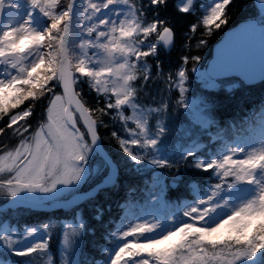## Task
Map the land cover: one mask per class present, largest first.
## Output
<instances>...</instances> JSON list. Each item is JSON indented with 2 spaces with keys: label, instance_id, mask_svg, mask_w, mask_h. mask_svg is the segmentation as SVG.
Here are the masks:
<instances>
[{
  "label": "trees",
  "instance_id": "16d2710c",
  "mask_svg": "<svg viewBox=\"0 0 264 264\" xmlns=\"http://www.w3.org/2000/svg\"><path fill=\"white\" fill-rule=\"evenodd\" d=\"M176 1L123 0L130 7L133 30L123 36L118 33L122 43L127 40L129 50L126 49L127 56L123 66L126 89H118L116 95L120 101L128 100L132 111L142 117L145 130L150 133L162 157L158 165H139L136 169L126 163V154L121 148L122 127L116 117L113 95L108 90L103 93L98 84L99 77L90 74L88 69L79 70L73 59L71 33L81 9L80 0L74 6L67 59L76 77V94L96 123L102 147L116 164V182L112 188L101 190L95 198L79 205L74 211L40 213L17 210L22 211V215L6 220L17 230H21L24 225L39 227L60 225L62 221L74 223L78 216L82 229L76 255L77 264H99L103 261L105 251L111 250L116 243L114 235L131 226L134 218L148 210L159 209L161 206L163 216L177 214L183 204L193 202L208 186L216 182L210 166L211 159L218 157L225 147L236 144L240 146L238 150H241L249 143L256 144L262 134L264 81L244 86L233 80L235 87L226 89L229 80H218L216 87H209L196 74L204 71L211 47L225 29L247 19H255L264 25L263 11L254 5L253 0H192L189 9L182 12L177 8ZM213 1L220 2V6L211 22L204 23V12ZM32 2L36 4L34 17H30V22L37 32L30 38H22L24 41L31 40L28 49L23 50V55L32 51L34 53L38 46L37 40H44L40 35L46 30L53 32L52 34L58 31L61 36L67 13L68 0ZM84 23L102 26L99 19L93 17H86ZM150 26L156 29L152 31ZM163 29H168L170 33L171 41L167 49L156 41ZM1 36L2 45L9 50L19 51L20 44L15 33H4ZM89 37L86 39L88 43L85 56L89 64H97V46L99 44L101 48L104 42L94 33ZM50 42L51 49H58L59 38L56 42ZM21 47L26 48V45L22 44ZM107 47L109 54V50L111 52L113 48L111 45ZM52 72L51 75L42 77L41 69L35 64L32 68L35 78L25 75V80L13 87H9L8 83L1 84L0 149L18 142L22 138L20 131L30 135L43 122L50 96L60 93L55 68ZM178 73L182 78L179 89L176 86ZM115 79L118 82L117 74ZM188 100H196L204 107V128L193 125L183 114L181 103ZM24 111L25 116L9 123L12 115ZM123 112L128 116L130 110L123 108ZM74 120L86 139L75 117ZM93 157L97 158L94 154ZM200 161L202 162L199 164ZM3 201L0 198V204ZM4 213H0V217ZM226 224H221L219 231L215 233H201L202 240L227 239L252 250L259 246L257 260L264 264V245H261V240L264 239L263 221L253 222L246 235L239 230L238 225L230 232L231 226ZM190 232L196 234L193 229ZM56 233L52 238L54 242H49L55 260L57 257L54 247L59 241L58 231ZM172 237L175 238L173 233ZM245 237L249 242L245 241ZM163 245L166 246L163 250L168 252L174 250L177 243L168 240ZM0 264L20 262L0 255Z\"/></svg>",
  "mask_w": 264,
  "mask_h": 264
},
{
  "label": "rangeland",
  "instance_id": "374dc122",
  "mask_svg": "<svg viewBox=\"0 0 264 264\" xmlns=\"http://www.w3.org/2000/svg\"><path fill=\"white\" fill-rule=\"evenodd\" d=\"M190 1L178 0L177 5L183 10ZM80 2L81 9L71 33L74 45L73 59L79 70L88 69L90 74L99 77L98 84L103 93L108 90L113 95L116 117L122 127L123 137L120 144L126 154V163L131 164L132 168L139 165H158L162 161L160 151L153 143L150 133L146 132L142 118L131 110L128 100L120 101L116 95L119 90L126 89L123 66L129 45L127 40H124V43L120 41L118 33L123 36L133 30L130 7L126 6L123 0ZM34 4L36 2L32 0H0L3 12L1 25L4 24L0 36L4 33H15L20 44L19 51L9 50L7 46L2 45V36L0 37V86L3 83H8L9 87L20 84L25 80V75L35 78L32 75L35 64L41 69L42 77L51 75L54 68L56 71L58 49H51L50 41L56 42L58 38L60 40L58 31L52 34L53 32L46 30L40 35L44 40H37L36 52L31 50L32 53L25 54L26 56L22 54L31 43L28 38L37 32L30 22V17H34ZM219 6L220 2L213 1L210 7L206 8L204 23L211 22ZM262 14L264 15V11ZM86 17L99 19L102 26H87L84 23ZM70 28L71 19L66 51ZM150 29L153 31L156 27L150 26ZM91 33L101 37L104 42L101 48L99 44L97 46V64H89L85 56L88 43L86 39ZM23 37H28V40H22ZM156 41L167 49L171 41L169 30L163 29ZM22 44H25L26 48H22ZM109 45L113 50H109L108 54ZM5 52L20 55L21 60L17 67H12L11 60L3 55ZM115 74L119 76L118 82L114 80ZM196 76L206 86H217L218 80L208 78L204 71L198 72ZM226 79L230 81L227 82L229 84L226 89L234 88L233 80L236 79ZM181 81L178 76L177 88ZM53 99L56 100L57 106L53 109H48V106L45 108L42 125L30 135L20 131L22 138L18 142L0 149V198L3 202L10 198L34 203L65 199L104 174L101 161L93 157L88 142L76 128L75 122L66 121L61 96L54 95L51 101ZM123 108L130 110L128 116L124 115ZM181 109L193 125L205 127L202 114L204 107L198 101H185L181 104ZM18 116L20 115L12 116L10 122ZM239 147L236 144L225 147L218 157L211 159L210 166L216 182L208 186L193 202L182 205L177 214L163 216L164 210L160 206L159 209L148 210L141 217L134 218L135 225L132 224L129 229L115 234L114 240L117 239L119 246L109 253L108 259L102 264H262L257 260L259 246L252 250L227 239L202 240L201 233L208 235L217 232L220 224H229L230 232L238 225L239 230L245 234L253 222L261 220L264 223V128L256 144L249 143L241 150H238ZM20 214L22 215V211L4 215L13 218ZM191 229L196 234L190 232ZM57 230L60 237L55 260L48 241L54 242L52 238L56 236ZM80 237L81 226L78 222L64 223L60 227L52 228H26L18 233L13 227L7 226L6 221L2 222L0 217V255L14 256L20 264H76ZM167 240L177 243L171 252L163 250L166 247L163 244H167ZM245 241L249 242L246 237ZM261 245H264V239L261 240ZM157 246L159 248H156ZM152 250L153 253L150 252ZM116 252L118 255L115 257Z\"/></svg>",
  "mask_w": 264,
  "mask_h": 264
},
{
  "label": "water",
  "instance_id": "95a60500",
  "mask_svg": "<svg viewBox=\"0 0 264 264\" xmlns=\"http://www.w3.org/2000/svg\"><path fill=\"white\" fill-rule=\"evenodd\" d=\"M76 0H69L67 16L64 20L63 34L58 50V65L56 74L59 77V89L64 101L65 114L68 109L76 114L81 127L87 135L91 149L107 167V174L102 181L86 192L71 195L65 200L54 201L49 204H37L20 199H10L7 204L0 207L14 209L23 207L36 211H51L54 209L68 210L93 196L97 191L111 187L115 182L116 165L103 149L97 135L94 120L78 99L74 88V75L69 68L66 57V44L68 40V25ZM260 9L264 8V0H253ZM2 12L0 9V24ZM9 57L18 65L20 57L10 53ZM205 74L212 80L236 78L246 86L264 81V26L258 25L255 20L241 21L226 29L221 37L212 45L210 57L205 66ZM67 120L69 119L68 116Z\"/></svg>",
  "mask_w": 264,
  "mask_h": 264
},
{
  "label": "bare ground",
  "instance_id": "6f19581e",
  "mask_svg": "<svg viewBox=\"0 0 264 264\" xmlns=\"http://www.w3.org/2000/svg\"><path fill=\"white\" fill-rule=\"evenodd\" d=\"M56 106H57V102H56L55 99H53V100L50 102V104H49V106H48V109H53V107H56Z\"/></svg>",
  "mask_w": 264,
  "mask_h": 264
},
{
  "label": "snow or ice",
  "instance_id": "6c2138e0",
  "mask_svg": "<svg viewBox=\"0 0 264 264\" xmlns=\"http://www.w3.org/2000/svg\"><path fill=\"white\" fill-rule=\"evenodd\" d=\"M221 227H223V226H221ZM217 231H219V229H217ZM211 238V237H210Z\"/></svg>",
  "mask_w": 264,
  "mask_h": 264
}]
</instances>
